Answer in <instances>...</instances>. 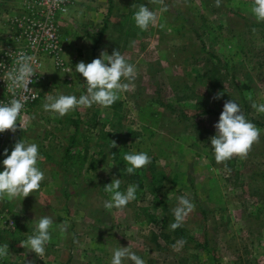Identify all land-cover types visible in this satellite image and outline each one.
<instances>
[{
	"label": "rangeland",
	"instance_id": "374dc122",
	"mask_svg": "<svg viewBox=\"0 0 264 264\" xmlns=\"http://www.w3.org/2000/svg\"><path fill=\"white\" fill-rule=\"evenodd\" d=\"M140 4L156 13L146 30L133 18ZM251 4L78 0L77 14L65 16L61 28L58 22L70 71L43 54L48 72L40 70L36 87L78 96L86 85L76 63L114 49L135 64L137 76L114 102L116 109L94 104L59 116L40 104L26 119L18 118L14 131H5L1 152L4 144L23 138L39 146L45 140L50 156L38 160L46 177L40 189L0 199V243L9 248L0 264H109L119 246H129L146 264H264V113L251 106L264 103V21L255 19ZM229 99L261 133L245 156L218 163L210 137ZM67 116L78 126L64 121ZM73 132L77 144L63 162ZM132 151L151 156L158 179L149 185L145 171L135 200L105 209L110 194L103 187L120 178L124 155ZM180 195L195 207L177 235L169 224ZM45 214L57 223L40 258L20 242ZM61 222L67 231H60Z\"/></svg>",
	"mask_w": 264,
	"mask_h": 264
},
{
	"label": "clouds",
	"instance_id": "9594fccd",
	"mask_svg": "<svg viewBox=\"0 0 264 264\" xmlns=\"http://www.w3.org/2000/svg\"><path fill=\"white\" fill-rule=\"evenodd\" d=\"M220 2L221 0H215L217 6ZM64 11L67 12V9ZM251 13L257 21H264V0H252ZM133 18L139 29L146 30L150 24L155 23L156 13L145 4H140L133 13ZM38 69L42 70L41 74L48 72L35 56L20 52L16 55L15 64L5 73L10 82L9 91L13 95L8 102L0 101V133L6 129L11 131L16 129L18 118L27 100L26 96L17 95L16 89L26 91L30 88L28 85ZM75 71L84 78L85 91L78 96L63 92L55 95L46 94L41 105L43 110L64 116L78 107L88 108L94 104L109 107L120 98L122 93L134 86L132 82L137 76L135 64L130 63L118 49H114L111 54L102 51L99 57L93 58L90 62L76 63ZM220 95L221 93L217 92L215 97L219 98ZM251 106L257 112L264 113V103L254 101ZM19 127H21L20 123ZM214 128L215 134L210 137V145L214 159L218 163L230 160L233 156H245L261 133V129L246 118L235 99L224 102ZM112 146H115L114 141ZM0 156L4 157L0 159V199L24 198L34 190L40 189L41 182L46 177L45 171L38 166V160H42L43 157L36 142L19 139L14 142L10 152L8 148H4ZM151 159L145 151L125 153L126 172L134 173L136 169L151 163ZM138 187L139 185L132 183L122 190L121 178H113L103 187L104 191L110 194V198L104 200L103 207L105 209L123 208L136 199ZM176 199L177 204L173 208L174 219L169 224L172 230L180 227L195 207L186 195H180ZM55 223L57 222L52 215L39 216L32 233L20 244L41 258L45 254L46 245L52 239L51 229ZM58 224L61 232L67 231L65 222ZM173 247L175 248V245ZM8 255V242L0 243V258ZM109 264H146V261L129 246H119L113 249Z\"/></svg>",
	"mask_w": 264,
	"mask_h": 264
},
{
	"label": "built area",
	"instance_id": "2783aa9c",
	"mask_svg": "<svg viewBox=\"0 0 264 264\" xmlns=\"http://www.w3.org/2000/svg\"><path fill=\"white\" fill-rule=\"evenodd\" d=\"M74 0H29L28 11L23 13L19 18L14 20L15 25L19 28V34L15 37L16 41L10 48V51L0 58V79H4L6 84L9 85V81L5 76V73L15 64L16 55L20 52L30 54L36 57V59L42 62V55L47 54L53 61L56 67L62 71L68 72V66L64 63L62 58V42L58 34V22L59 19L66 15L69 11ZM67 9V12L64 11ZM40 75L38 69L36 74L33 75L26 91L16 89L17 95L26 96L24 108L22 109L21 118L29 117L27 107L29 103L41 96L44 93L42 89L36 87V82ZM8 95L4 98L3 102H8L13 93L7 90ZM7 130V129H6ZM5 130V131H6ZM4 132L0 133V138H3ZM42 152L44 146H42ZM45 159L44 154H42Z\"/></svg>",
	"mask_w": 264,
	"mask_h": 264
},
{
	"label": "crops",
	"instance_id": "0c3cea01",
	"mask_svg": "<svg viewBox=\"0 0 264 264\" xmlns=\"http://www.w3.org/2000/svg\"><path fill=\"white\" fill-rule=\"evenodd\" d=\"M28 1L29 0H0V49H3V51H0V58L1 56L6 55L10 51V48L13 47L12 45L16 41L15 37L19 34V28L15 25L14 20L16 18H19L26 11H28ZM77 2L78 0H74L71 7L69 8L68 13L64 15V17H61L59 19V22L61 24L60 28L63 24V21L65 20L64 19L65 16L73 17V14H77L78 12L77 10L79 9V7L77 6ZM84 2L87 3V1H84ZM65 22H67V20ZM61 39H62V42L64 43V48H65L66 41L63 37ZM62 58H64L63 59L65 62L64 64L69 67L68 71H70L69 63H67L69 59L65 54V50L64 51L62 50ZM7 90H8V85L6 84V81H4V79L1 78L0 79V100H3L4 98H6V96L8 95ZM44 95L46 94L44 93ZM28 114L30 115L29 110H28ZM13 144H14V139L10 141V143L8 142L4 144L3 147L8 148L9 151H11ZM44 144H46L47 146V143L45 140H43L42 146ZM3 158H4L3 156H0V159H3Z\"/></svg>",
	"mask_w": 264,
	"mask_h": 264
},
{
	"label": "trees",
	"instance_id": "16d2710c",
	"mask_svg": "<svg viewBox=\"0 0 264 264\" xmlns=\"http://www.w3.org/2000/svg\"><path fill=\"white\" fill-rule=\"evenodd\" d=\"M40 95H41V96H39V98H36V99L32 100V101L29 103V105H28V107H27V112H28V110L30 111V110H33L34 108H35V109H39V108H40V104H42L43 99H44V93H42V94H40ZM110 107H112V108H114V109L117 108V106H116L115 103H113ZM64 121H68V122L72 123L74 127H77V126H78V121H77L76 118L73 119V118H71L70 116H69V117L67 116V117L64 118ZM92 125H93V127L95 126V121H94V119H93ZM91 127H92V126H91ZM102 130H103V129H100L101 132H102ZM128 133H133V132H128ZM70 139H71V141H70L68 147L65 148L64 159H62L63 162L66 161V160L68 159V157L70 156V151H71L72 146H74L75 144H77V138H76V134H75V132H73V133L71 134ZM41 148H42V145L39 146V151H40L42 154H44L45 159L49 158L50 153H47V151H46L45 149H44V151L42 152V149H41ZM44 148H45V147H44ZM72 158H73V157H72ZM74 158H76V157H74ZM152 166H153V163H152V161H151V163L148 164V167H147L148 169L145 168V167H143V168H141V169H136V170L134 171V173H132V174L127 173V172H126V167H124V170L122 171V173H121V175H120V178H121V188H123V186L126 187L128 184L135 183V184L139 185V187H138V189H137V196H138L140 190L143 189V187H144L143 177L145 178V171H148V170H149V172H150V173H148L149 176H150V179L147 181L149 185L152 183V180H154V179L157 180V179H158L157 174L160 173V172H159V171H155V172H153L152 170L154 169V167H152ZM152 184H153V183H152ZM152 184H151V185H152ZM137 196H136V198H137ZM172 220H173V219H172ZM180 231H182V227H181V226L178 227V228H176L175 230H172V232H173L174 234H177V235L180 233Z\"/></svg>",
	"mask_w": 264,
	"mask_h": 264
}]
</instances>
